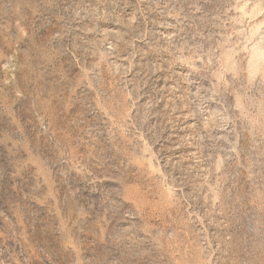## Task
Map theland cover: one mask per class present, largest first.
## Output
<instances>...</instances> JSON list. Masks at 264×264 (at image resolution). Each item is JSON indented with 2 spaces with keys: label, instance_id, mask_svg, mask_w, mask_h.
I'll use <instances>...</instances> for the list:
<instances>
[{
  "label": "rangeland",
  "instance_id": "obj_1",
  "mask_svg": "<svg viewBox=\"0 0 264 264\" xmlns=\"http://www.w3.org/2000/svg\"><path fill=\"white\" fill-rule=\"evenodd\" d=\"M0 264H264V0H0Z\"/></svg>",
  "mask_w": 264,
  "mask_h": 264
}]
</instances>
